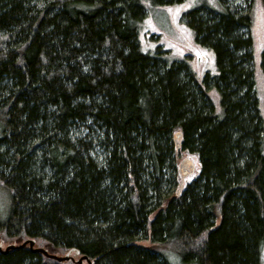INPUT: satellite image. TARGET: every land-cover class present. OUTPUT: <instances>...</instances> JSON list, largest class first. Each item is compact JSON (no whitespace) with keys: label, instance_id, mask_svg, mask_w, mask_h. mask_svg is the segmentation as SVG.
Here are the masks:
<instances>
[{"label":"trees","instance_id":"16d2710c","mask_svg":"<svg viewBox=\"0 0 264 264\" xmlns=\"http://www.w3.org/2000/svg\"><path fill=\"white\" fill-rule=\"evenodd\" d=\"M183 1L0 0L3 246L33 239L91 264H264V48L251 33L264 0L181 13L213 72L141 47L149 9ZM179 151L196 170L177 193ZM0 264L76 263L26 244Z\"/></svg>","mask_w":264,"mask_h":264},{"label":"rangeland","instance_id":"374dc122","mask_svg":"<svg viewBox=\"0 0 264 264\" xmlns=\"http://www.w3.org/2000/svg\"><path fill=\"white\" fill-rule=\"evenodd\" d=\"M227 1L231 3H241L242 8L245 10L249 9L247 4H249L250 0ZM199 5H204L205 7L211 9H218L220 7L218 0H184L179 4L150 8L149 14L143 20L142 27L139 32L141 47L153 50L157 45H159L158 48L160 49L170 46V53H172L175 57L184 56V58L188 61L190 69L202 70L203 72H213L215 70V61L212 52L208 48L196 43L192 31L187 26L182 24L183 20L180 17L182 12ZM251 9H253L251 33L254 38L255 48L259 51V49L264 48V10L256 3L251 6ZM143 34L145 36L150 34L152 35L145 39ZM156 49L157 48H155V50ZM160 52L161 51H159V53ZM255 75L259 98V110L264 129V66H255ZM206 85L207 90L211 93L213 90L211 89L210 83L207 82ZM184 156L191 155L186 152H178V160ZM7 204V194L5 191L0 189V217L2 219H5L7 216ZM143 243H148V241Z\"/></svg>","mask_w":264,"mask_h":264},{"label":"water","instance_id":"95a60500","mask_svg":"<svg viewBox=\"0 0 264 264\" xmlns=\"http://www.w3.org/2000/svg\"><path fill=\"white\" fill-rule=\"evenodd\" d=\"M181 136H182V134H181L180 130H176L172 134L173 143H174V146L176 149H179V147H180ZM177 170H178V174L180 177L178 188H177V193H179L180 190L183 188L185 178L195 172L196 162L193 158H191L189 156H184L178 161ZM26 244H28V246L30 247V249L32 251L41 252L44 255H46L50 258H53L57 261L72 260L76 264H82V262L85 260L88 264H91L90 260H88V258L86 256H80L77 259H75L74 255H77L78 252H75L74 255H72L71 251L69 250L65 254L58 255V254L48 253L47 250H45L44 248H41V247L34 248V240L33 239H26L19 245L8 244L6 246H3L0 243V252H7L9 249H12L16 246H18V247L19 246H25Z\"/></svg>","mask_w":264,"mask_h":264}]
</instances>
